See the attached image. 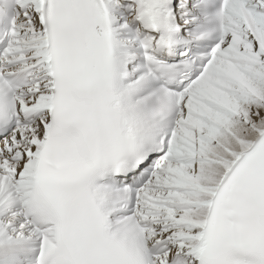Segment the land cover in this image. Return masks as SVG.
Wrapping results in <instances>:
<instances>
[{"label":"snow or ice","instance_id":"snow-or-ice-1","mask_svg":"<svg viewBox=\"0 0 264 264\" xmlns=\"http://www.w3.org/2000/svg\"><path fill=\"white\" fill-rule=\"evenodd\" d=\"M0 264H264V0H0Z\"/></svg>","mask_w":264,"mask_h":264}]
</instances>
